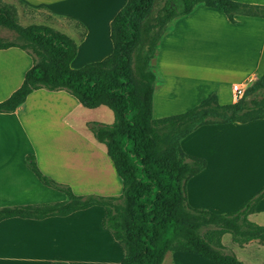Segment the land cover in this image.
<instances>
[{
  "label": "crops",
  "instance_id": "0c3cea01",
  "mask_svg": "<svg viewBox=\"0 0 264 264\" xmlns=\"http://www.w3.org/2000/svg\"><path fill=\"white\" fill-rule=\"evenodd\" d=\"M3 1L44 9L56 16L58 19L48 25L77 42L73 68L103 60L113 52L111 22L127 3ZM235 1L264 6V0ZM32 64V57L20 48L0 49V102L22 85ZM157 68L153 101L156 118L186 112L211 93L217 95L220 104L235 103L238 100L233 86L248 85L264 73V17L238 14L231 22L221 10L199 4L192 13L170 24L161 41ZM81 107L64 90L41 88L32 91L15 111L0 113V202L12 201L0 207L40 204L28 201L41 183L27 167L28 154L35 156L44 174L67 183L77 195H121L123 181L106 145L95 139L91 122L82 117ZM104 107L93 109L107 114ZM71 117L76 123L70 122ZM182 147L187 154L207 161V167L187 184L194 207L229 213L264 186V119L201 126L183 139ZM102 167L107 169V177L100 175ZM31 173L39 182H24L33 177ZM88 182L101 183L91 186ZM78 187L91 191L80 193ZM65 199L67 196L57 201ZM105 214L104 207L95 205L68 216L2 220L0 264H120L125 250L105 228ZM262 218L264 198L249 216L251 221L264 225ZM232 243L236 245L233 249L260 252L262 256L256 254L258 264H264V242Z\"/></svg>",
  "mask_w": 264,
  "mask_h": 264
},
{
  "label": "trees",
  "instance_id": "16d2710c",
  "mask_svg": "<svg viewBox=\"0 0 264 264\" xmlns=\"http://www.w3.org/2000/svg\"><path fill=\"white\" fill-rule=\"evenodd\" d=\"M158 1L127 0L111 22L113 52L103 60L73 68L78 46L72 37L48 24L21 25L17 8L0 0V26L16 33L13 39L0 38V49L17 47L33 59L22 85L0 102V113L15 111L32 91L41 88L64 90L89 109L107 106L114 122L89 126L95 139L106 145L123 181L119 196L77 195L68 184L44 174L35 156L28 154L29 170L67 199L1 206L0 221L68 216L99 205L106 212L105 228L125 250L120 264H163L168 253L180 251L215 264H247L227 249L223 236L230 234L239 245L264 242V225L249 219L264 198V186L229 213L192 206L187 184L207 167V161L187 154L182 141L204 125L264 119V73L252 79L244 96L232 104H220L211 93L186 112L156 118L153 101L161 41L175 19L203 4L235 22L238 14L264 17V6L235 0H165L155 9Z\"/></svg>",
  "mask_w": 264,
  "mask_h": 264
},
{
  "label": "rangeland",
  "instance_id": "374dc122",
  "mask_svg": "<svg viewBox=\"0 0 264 264\" xmlns=\"http://www.w3.org/2000/svg\"><path fill=\"white\" fill-rule=\"evenodd\" d=\"M1 1H3V0H1ZM164 2H165V0H159L155 6V9L160 8L164 4ZM5 3H7V2H5ZM10 4H13L17 8L18 22L23 26H27L30 24H48V22L56 21L58 19L56 16H54L49 11L44 10V9H32V8L26 7V6H24L18 2H13V1H11ZM15 36H16V33L14 31L7 29L3 26H0V38L13 39V38H15ZM155 72H156V70H155ZM81 108H82L81 111L84 112L82 117L84 119H86V121H90V122L102 121L106 124H112L115 120L113 112L107 107H104L105 109H103V110H106L107 114L106 113H104V114L99 113L97 110L89 109L86 107H81ZM75 114H78V113L75 112ZM70 122L76 123L75 118L71 117ZM8 171H9V168H6V172H8ZM102 174L104 177L108 176V172H107L106 168L102 167V172H100V175H102ZM31 175L33 177L31 179H26L24 182H39L37 180V178L32 173H31ZM64 177H66V176H64ZM5 182H14V181H11V180L7 181L6 180ZM62 183L67 184L65 182H62ZM99 183H101V182H88V184L91 186L97 185ZM102 183H104V182H102ZM38 184H39L38 191L36 193H34V195L31 196V198H29L28 201L33 202V203H42V202L57 201L60 198L66 197L65 194L58 189L44 186L41 183H38ZM76 191L85 194V193H89L86 191H91V190L78 187V188H76ZM11 202H10V200L9 201L5 200V202L4 201L0 202V204L4 205L3 203H11ZM260 221H262V223L264 224V218L260 219ZM232 242L233 241H232V237L230 234H225L223 236L224 245L227 247L228 250L235 252L237 257L240 260L244 261L247 264H258L259 263V261L257 260V255L262 256V254L260 252H255V254L254 253L250 254L249 248H247L246 250H241V249H238L237 247L235 248L236 249L235 250V249H233V246H236V245H233L234 243H232ZM229 246H231V247H229ZM122 248H123V246H122ZM163 264H215V263H213L212 261L205 259L199 255L181 251V252H170V253H168Z\"/></svg>",
  "mask_w": 264,
  "mask_h": 264
},
{
  "label": "built area",
  "instance_id": "2783aa9c",
  "mask_svg": "<svg viewBox=\"0 0 264 264\" xmlns=\"http://www.w3.org/2000/svg\"><path fill=\"white\" fill-rule=\"evenodd\" d=\"M246 87V84H235L233 86V91L237 100H240L244 96Z\"/></svg>",
  "mask_w": 264,
  "mask_h": 264
}]
</instances>
